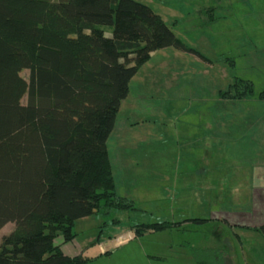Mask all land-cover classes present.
<instances>
[{"label": "trees", "instance_id": "1", "mask_svg": "<svg viewBox=\"0 0 264 264\" xmlns=\"http://www.w3.org/2000/svg\"><path fill=\"white\" fill-rule=\"evenodd\" d=\"M166 47L197 54L136 0H0V229L14 224L1 237L0 264L85 263L60 247L74 239V222L135 209L115 191L106 142L131 79ZM233 86L220 98L253 94L249 80ZM180 224L131 228L140 236ZM254 230L264 235V225ZM189 251L196 264H225L218 250Z\"/></svg>", "mask_w": 264, "mask_h": 264}, {"label": "rangeland", "instance_id": "2", "mask_svg": "<svg viewBox=\"0 0 264 264\" xmlns=\"http://www.w3.org/2000/svg\"><path fill=\"white\" fill-rule=\"evenodd\" d=\"M136 1L160 15L175 36L197 54L175 47L155 50L131 79L128 98L118 110L106 149L115 191L126 200L132 199L135 209H104L76 220L73 226L76 235L71 242L64 243L63 251L71 255L81 253L87 259L82 264H196L189 251L191 245L202 247L205 243L223 251L230 238L235 248L231 264H264L260 255L264 250L261 233L247 234L244 238L247 243H239L227 226L217 223L224 222V217H212L218 208H230L233 185H199L180 179L181 176L195 178L201 171L205 177L244 178L250 172L244 166L243 152L240 155L232 152L228 158L229 153L221 151L224 162L186 171L183 168L186 159L195 160L198 153L185 151L183 148L187 147L177 144L179 139H188L196 131V115L201 106L205 113L218 117L222 131L230 118L233 122L234 114L242 118L234 127L237 134L244 128L246 121L242 115L250 110L249 101H253V106L256 100L260 101L264 106V100L257 97L264 90V0ZM99 28L111 36L110 27ZM20 75L28 80L29 71L24 69ZM243 80L251 81L253 94L235 100L239 103L221 100V92L233 93V84ZM26 100L24 95L21 102L24 104ZM133 116L141 124L129 130ZM124 126L128 130H123ZM205 128H209L207 122ZM138 139L137 157V151L131 149ZM125 144L129 148H122ZM225 146L229 145L222 142L220 147ZM208 154L205 162L211 163L212 156ZM132 157H140L141 161L134 159L135 162ZM233 158H237L235 163ZM134 163L139 174L133 178L125 172H131ZM160 173L167 177L156 176ZM237 186V196L243 199L246 189L239 188L244 184ZM200 198L204 200L198 201ZM239 198L237 206L243 208L248 201ZM194 218L209 220L195 224L187 221ZM163 221L181 224L140 236L131 228L137 223ZM13 226L9 222L0 229V241ZM61 240L58 236L55 242ZM226 259V262L222 259L225 264Z\"/></svg>", "mask_w": 264, "mask_h": 264}, {"label": "crops", "instance_id": "3", "mask_svg": "<svg viewBox=\"0 0 264 264\" xmlns=\"http://www.w3.org/2000/svg\"><path fill=\"white\" fill-rule=\"evenodd\" d=\"M129 94V91H128ZM127 97L121 102L120 107L122 106L123 102L127 100ZM222 100V99H221ZM224 101H230V102H237L235 100H229V99H223ZM251 100V99H250ZM241 101V100H240ZM246 102V101H245ZM251 104L250 110L243 114V118H245V123L243 125L244 128H241V131L239 130V133L237 134V131L234 127L237 125V120L239 118L238 115H233V122H231V118L229 119V123L227 126H224L223 131L221 130V123L214 114H208L205 113L204 109L201 106V110L197 111V123H196V131L191 134V136L188 139L182 140L179 139L177 141V144L183 145L187 148H183L185 151H196L197 157L195 160L192 159V157L187 158L183 168L186 169V171L197 168L199 165L206 166L212 165L215 166L216 164H220V162H224V158L221 157L222 152L225 151V153H229V157H232V152H238L240 155V152H243V156H245L246 163L244 166L249 170V175L245 176L244 178H238L236 175L234 176H224V177H205L204 171H201L200 174L196 175L195 178H189L187 176H181L180 179L183 182H193L194 184L199 185H218L222 183H228L230 185H233L231 190L233 193L231 194L229 198L230 202V208L223 209L218 208L215 210V212L212 214V217L214 219H219L221 217H224V222L220 223V221H217L219 225L227 226L229 231L231 233H234V236L238 240L239 243L246 244L247 243V234H258L260 232L254 230V228H258L264 225V106L263 103L260 101L255 102V105L253 106V101H249ZM239 103V102H237ZM202 104V103H200ZM236 120V123L234 121ZM243 119H239V121H242ZM205 122L208 123L209 128H205ZM130 126L129 130H134L136 127H139L141 124V120H139L137 117H134L130 120ZM238 126V125H237ZM127 128L124 126L123 130H126ZM128 130V129H127ZM209 131V132H206ZM239 136V137H238ZM139 139L136 140L137 145H132V149L134 151H137V157L139 156ZM173 141V140H172ZM226 143L229 146L220 147L221 144ZM135 144V143H134ZM207 146V149H206ZM122 148L126 149L129 148L128 145H123ZM241 148V149H238ZM212 156L211 163L205 162V158L209 157V154ZM133 158V157H132ZM140 160L139 158H133ZM208 159V158H207ZM234 163L237 161V158H233ZM129 160V159H128ZM132 161V162H133ZM141 161V160H140ZM136 162V161H135ZM111 163V160H110ZM234 166H236L234 164ZM131 172L128 173L125 172V175L127 176H133L136 177L137 174H139L137 170V165L134 163L132 166ZM181 172V171H179ZM185 173V172H181ZM160 178H166L167 176L165 174L160 173ZM179 178V177H178ZM190 180V181H189ZM238 184L242 185L244 184L243 188L239 189H246V195L242 199L241 196H237V190H238ZM214 188V186H213ZM247 190L249 191V194L247 193ZM124 197V196H123ZM126 197V196H125ZM241 201H248L246 205L243 208H240L237 206V199ZM127 198V197H126ZM132 201V199H130ZM198 201L204 200L203 198L197 199ZM236 203V204H235ZM227 217V218H226ZM212 220V218H211ZM210 220V221H211ZM227 223H229L227 225ZM218 225V226H219ZM261 242L264 243V235H261ZM246 242V243H245ZM188 243V242H187ZM189 244V243H188ZM205 244V243H204ZM201 246H193V248L203 249V250H218L220 252V257L224 260V262L227 261L226 257H228V262L226 264H231L233 262L232 256L234 247L231 243L230 238H228L227 245H225V249L223 251H220L217 246H209L206 245ZM63 244L60 245L61 250L63 251ZM219 247V246H218ZM228 247V249H227ZM264 249V248H263ZM64 254L68 256H74L69 253H66L63 251ZM256 252L253 251L252 254L255 255ZM260 255L264 259V250L260 251ZM232 260V261H231Z\"/></svg>", "mask_w": 264, "mask_h": 264}]
</instances>
